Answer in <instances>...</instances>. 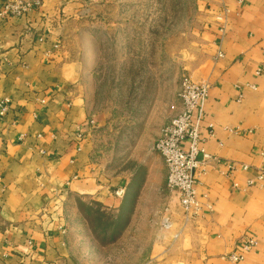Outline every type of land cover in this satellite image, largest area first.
I'll return each instance as SVG.
<instances>
[{
    "label": "crops",
    "instance_id": "0c3cea01",
    "mask_svg": "<svg viewBox=\"0 0 264 264\" xmlns=\"http://www.w3.org/2000/svg\"><path fill=\"white\" fill-rule=\"evenodd\" d=\"M62 6L42 0L23 18L0 19V264H79L69 244L74 201L117 209L137 192L136 174L115 176L98 162L94 139L103 120L91 104L97 59L71 49ZM193 35L185 69L210 87L204 149L211 160L199 175L206 197L199 216L186 222L167 190L164 162L148 161L144 191L159 165L163 203L144 264H264V0H207ZM179 90L158 138L180 108ZM230 163L248 169L231 174ZM248 236L257 246L233 263L227 255L240 252Z\"/></svg>",
    "mask_w": 264,
    "mask_h": 264
},
{
    "label": "rangeland",
    "instance_id": "374dc122",
    "mask_svg": "<svg viewBox=\"0 0 264 264\" xmlns=\"http://www.w3.org/2000/svg\"><path fill=\"white\" fill-rule=\"evenodd\" d=\"M59 1L71 49L97 59L91 104L103 120L94 139L98 162L115 176L136 174L137 185L117 209L74 201L71 252L79 264H144L163 203L159 165L144 191L147 165L158 163L155 157L163 162L155 151L157 125L190 76L193 28L207 0Z\"/></svg>",
    "mask_w": 264,
    "mask_h": 264
},
{
    "label": "built area",
    "instance_id": "2783aa9c",
    "mask_svg": "<svg viewBox=\"0 0 264 264\" xmlns=\"http://www.w3.org/2000/svg\"><path fill=\"white\" fill-rule=\"evenodd\" d=\"M238 1L241 3L243 0ZM41 6L39 0H0V19L23 18ZM222 56L223 54L219 52L218 57ZM209 89L206 83H197L190 76L184 78L177 95L180 108L164 125L155 144V151L167 168V190L179 198L186 222L199 216L203 208L200 199L206 197L205 193H199V175L202 164L211 160V155L204 149L206 100ZM6 109L5 107L2 110L1 115L5 114ZM261 156L264 158V153ZM228 168L233 174L239 168L247 170L248 166L239 167L235 163H230ZM262 178L263 176L260 177ZM253 185V181L248 182L249 187ZM233 186L239 189L237 183ZM116 194L121 196L123 191L119 190ZM162 224L170 228V218L165 215ZM256 246L257 240L248 236L241 251L229 254L227 258L233 263H239L244 260V255Z\"/></svg>",
    "mask_w": 264,
    "mask_h": 264
}]
</instances>
